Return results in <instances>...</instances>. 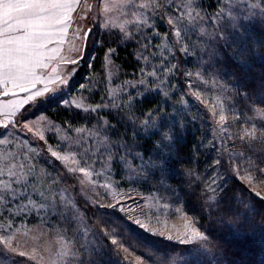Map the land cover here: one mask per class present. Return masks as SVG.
I'll list each match as a JSON object with an SVG mask.
<instances>
[{
  "label": "rangeland",
  "instance_id": "rangeland-1",
  "mask_svg": "<svg viewBox=\"0 0 264 264\" xmlns=\"http://www.w3.org/2000/svg\"><path fill=\"white\" fill-rule=\"evenodd\" d=\"M259 2L260 0H247L248 4ZM128 4L129 0H79L75 10L70 14L72 23L63 37V44L59 45L60 52L53 61L57 72L65 78L67 83L62 88L59 84L49 85V87L60 90L49 98V94L37 98L28 107V110L24 112V119L28 122V127L31 128L30 132L27 128L24 129L27 141L25 142L23 136L7 138L6 142L0 145V157L8 152H13L24 154L31 160L35 153H39L37 159L31 162L39 167L41 174L67 175L68 181L60 184V189H66L67 192L60 199L73 203L74 209L80 217L77 227L81 230H83L82 225L84 224L90 227L104 224L105 218L114 213V215L139 227L143 225L141 228L153 235L164 238L170 236L171 240L179 242L180 238H186L190 229L197 225L176 201L175 194L170 193L166 181L154 179L148 183L147 177L148 172H153L155 175L156 170L163 166L157 157L160 152H163L166 158L167 151L164 148L159 151L156 149L153 151L155 159L150 158L151 156H142L143 153L138 145L128 143V141L124 142V140L115 141V136L111 133V129L113 131L114 127L107 120L112 117L115 122H120L121 118L127 119L129 123L131 120L133 122V117H128L127 113L134 98H138L140 94L154 92L157 88L165 93L174 78L173 71L157 72L152 83H148L147 77L142 76L140 71L139 75L121 81L120 79L123 78H118L119 67L112 57L106 58L107 50L100 64L102 72L93 70V64L97 63L98 47L102 44L103 36L113 35L112 33L116 36L122 33L129 36L135 35L140 29L133 26L134 22L147 18L148 24L144 25L143 31L151 35L149 25L154 24V30H158L161 35L153 40V44L158 47H153L144 53L149 59L142 60V67L145 72H151L154 67L160 66L159 60L166 57L168 60L166 67L171 69L174 64L173 50L177 46L175 38L169 42L163 36V32L167 28V18L178 17L181 24L177 26L181 27L184 44L188 48L187 53H182L188 58L186 66L187 73L190 74L185 80L188 88L187 94L191 99L192 96H196L197 99L193 98V103L181 99L176 109L172 107V110L169 111V113L173 112V121L170 120L166 125V130L161 131L173 133V128L182 125L183 121H193L194 112H210L213 140L219 144L223 157L228 154L232 158L233 154L226 148L227 139L224 133L230 140L233 136H242L247 139L252 131L259 132V129L252 124V118L255 117L250 112L238 109V113L235 114L228 111V99L224 100L223 95L219 92L221 89L219 81L222 74L218 73L220 68L217 67V70L214 68V64L217 59L223 56L220 45L234 44V49H237L235 44L243 38L247 45V41L254 38L255 30L259 26L264 27V14L249 15L243 11L244 5L241 0H220L215 5L218 10L212 15H207L204 12L205 8L201 5L202 2L199 5L198 0H137L138 5L147 6L144 9V12L148 14L147 17L139 12L136 15H130ZM161 5H167L169 11L165 12ZM218 12L223 13L222 18L216 23H212L210 18ZM233 16L236 17L235 21ZM152 17H155L154 21ZM219 28H223L224 39L216 41L212 37ZM89 29H91V33L88 40L85 41L84 33ZM242 33L244 34L242 35ZM129 42L137 47L136 41L130 40ZM258 44V42L253 44L251 54L264 53V44ZM56 46L50 45L49 47ZM141 51L142 49H137V57L140 56ZM211 53H215V55ZM153 54L157 59L152 58ZM72 60H77L78 63L73 64L70 62ZM81 63H85L81 75L83 81L82 83L72 82V77ZM164 81L167 83H163ZM141 83L143 86L139 87L138 85ZM24 95L21 93L20 97ZM20 97L6 99H19ZM112 98L116 104L121 105V108L116 109L110 103ZM0 99L5 98L0 96ZM102 99L104 103L99 111H90V109L96 108ZM64 101H70L71 106L65 104ZM76 105L80 107L77 108ZM61 107L66 111V116L70 118L78 113L82 117L90 113V117H88L91 120L90 127H86L85 124L80 127H72V124L69 123L63 125L49 116V111L54 114L57 113L56 109ZM166 111L162 109L159 115L163 116ZM220 116L224 117L223 121L220 120ZM157 118L154 115V120L150 121L147 118L140 123L142 132L139 135L141 137L159 127ZM169 118H171L170 115ZM3 119L4 117L0 116V120ZM233 121L240 123L239 128L230 126ZM77 129H81V131H77ZM132 131L131 138L135 139L136 132ZM40 136L45 139L40 140ZM244 140L239 139L240 144L237 147L242 145ZM132 142L135 141L132 140ZM9 144L12 147H8ZM32 149H35V153ZM49 149L57 151L60 156L67 159L57 161L51 156ZM85 150H90L89 155L92 156L94 163L85 164L87 160V157L83 155ZM137 153L140 155L138 156ZM81 167H85L88 175L79 171ZM238 167L240 170L238 173L236 172L238 177L250 186L255 195L258 193L257 196L264 197V180H260L257 176L244 174L242 165ZM73 168L76 169L74 173L64 171ZM219 177V175L210 177L209 184L212 188L218 189ZM76 188H79L80 191H75ZM76 196L81 197L85 202L94 204L100 202L105 205L100 208L101 213L92 223H89L85 217L81 205L76 201ZM117 201L125 206L124 212L107 207L108 204ZM43 215V213H32L27 216L18 214L15 218H9L8 215L0 211V241L3 242L0 243V264H67L66 254H70V249L76 243L77 229L70 228L67 223L61 226L60 222L54 218H49V221L46 222L41 219ZM98 228L105 232L109 229L104 225ZM99 239L103 243V239L100 237ZM201 243L204 242L187 244L195 247H192L191 257L183 260V264H217L211 250L205 253L199 248ZM110 248L111 246H105L102 249L103 257L107 256ZM124 248H128V251L125 252ZM119 252L120 259L130 262V264H140L145 259L152 261L151 257L138 254L137 250L124 243L123 247L119 248ZM117 261L121 264L118 258ZM157 264H159L158 261Z\"/></svg>",
  "mask_w": 264,
  "mask_h": 264
},
{
  "label": "trees",
  "instance_id": "trees-1",
  "mask_svg": "<svg viewBox=\"0 0 264 264\" xmlns=\"http://www.w3.org/2000/svg\"><path fill=\"white\" fill-rule=\"evenodd\" d=\"M198 1L199 5L202 2L201 5L205 8L204 12L207 15H212L218 10L215 5L220 0ZM255 31L254 38L248 40L247 45L244 43V38L235 44L237 49H234V44L220 45L223 56L220 59H215L214 68H220L217 70L222 74L219 81V85H221L219 92L223 95L224 100L228 99V111L235 114L238 113V109L250 112L255 117L252 118V124L260 130L264 128V89H261V86L264 85V53L259 52L258 55H253L251 52L253 44L256 42L259 43L258 45L264 44V27L259 26ZM112 34L103 36L102 44L98 47L96 54L97 63L93 64V70L102 72L101 60L105 51L111 47L116 49L112 58L119 67L118 78L122 77L123 79L120 80L124 81L139 75L142 60L138 61L137 59L138 48L129 41L121 44L118 36ZM173 53V63L178 65V70L172 72L174 78L169 87L166 86L165 93L154 91L140 94L138 98H134L127 113L128 117H133V122L131 120L129 123L125 118H121L120 122H115L112 117L107 118L108 123L114 127L113 131L110 129L115 136V141L124 140V142L128 141V143L138 145L143 153L142 156L154 158L153 151L158 149L159 145L156 144L160 143L159 133L161 130H166V125L170 120L173 121V112L169 113L171 108L176 109L181 99L190 102L193 98L197 99L196 96H192L191 99L187 94L188 88L185 82L187 78L183 73H187L186 61L188 58L178 52L177 48L173 50ZM84 65L85 63H81L72 77V82L82 83L81 75ZM245 90L249 93L247 100L244 99ZM249 107L254 111H249ZM157 108L159 111H156ZM162 109L167 111L163 116H160ZM56 110L55 115L50 111L48 114L63 125L64 123L72 124V127H80L84 124L86 127H90L91 125V120L88 118L90 113L84 117L78 113L70 118L66 116L67 113L62 110V107ZM150 112H154L150 121L154 120V115H156L159 127L141 137L139 133L142 132V127L139 125L148 118ZM194 115L193 121H183L182 125L173 128L174 143L170 149L164 147L167 151V163L166 165L162 164L163 166L156 170L155 175L153 172L147 173L148 183L154 179H163L167 182V188L171 194H175L176 201L194 219L199 230L209 236L208 248L217 264H264V225L257 223V219L264 216V200L255 195L251 189L249 190L247 183L237 175L240 171L238 166L242 165L244 174L256 176L255 172L248 171L251 160H256L261 167H264V163H261L264 162V145L251 139L253 134L260 135L261 133L252 131L250 137L248 135V138L239 147H237L240 144L239 139L233 136L230 140L224 133L227 139L226 148L233 156L231 158L227 154L223 157L219 144L213 140L210 112L197 111L194 112ZM230 124L232 128H239L238 125H240L236 121ZM132 130L136 132L135 139L131 138ZM154 132L157 135H153ZM233 134L235 135V132ZM246 157L250 159H245ZM238 161L242 164H238ZM119 167L121 168V165ZM213 175L220 176L217 181L219 187L215 194L209 184L210 177ZM220 187L223 188L222 192L219 191ZM206 193L210 199L205 198ZM240 196L251 204L250 209L240 203L238 199ZM76 199L89 223L94 220L93 216L98 218L97 216L101 213L100 208L90 206L89 202H85L81 197L76 196ZM103 225L108 228L113 227L119 234L117 238L122 240L125 245H130V248L137 250L138 254L152 259L155 256L158 262L159 257L167 259L179 255H183L184 260H187L193 253L192 247H195L153 235L130 221L114 215V213L105 218L104 224L96 227H103ZM100 238L104 240L102 236ZM117 258L122 264L120 257L110 248L107 256L103 257V264H120Z\"/></svg>",
  "mask_w": 264,
  "mask_h": 264
},
{
  "label": "snow or ice",
  "instance_id": "snow-or-ice-1",
  "mask_svg": "<svg viewBox=\"0 0 264 264\" xmlns=\"http://www.w3.org/2000/svg\"><path fill=\"white\" fill-rule=\"evenodd\" d=\"M79 0H0V96L5 99H0V116L4 119L0 120V145H3L9 137L23 136L25 142L27 136L24 134V129L30 132L31 128L28 127V122L24 119V112L28 107L37 100V98H48L53 96L56 91L60 89L49 87V85L59 84L61 88L67 83L65 78L57 72L56 66L53 61L56 55L60 52L59 45L63 44V37L65 36L69 25L72 23L71 13ZM244 8L249 15L257 13L264 14V0H260L257 4H248L247 0H241ZM147 6L144 4H137V0H129L128 9L130 15H136L139 12L141 15L147 17L144 9ZM165 12L169 11L167 5H161ZM239 11V10H238ZM161 18H163L162 14ZM223 16L222 12H218L215 16L211 17L212 23H216ZM153 21L155 17H152ZM236 17L233 16L235 21ZM148 24V19L143 21L134 22L135 27L140 30L135 35L129 36L127 34L118 35V39L122 43H127L130 40L136 41L137 48L142 49L141 54L137 57L139 60L147 61L149 58L144 53L150 51L153 47L158 45L153 44V40L160 37V32L154 30V24L149 25L148 35L143 31L144 25ZM181 24L178 17L167 18V28L163 32V36L167 41H172L175 38L177 51L187 53L188 48L184 44L182 37V29L177 25ZM91 33V29L84 33V40L87 41ZM216 41L224 39L223 28H219L215 35L212 37ZM50 45H57L56 47H49ZM116 49L109 47L106 52V58H111L115 55ZM207 54V53H206ZM215 55V53H211ZM153 59H157L153 54ZM63 59V58H61ZM75 64L77 60L70 61ZM168 63L167 58L159 60L160 66L153 68L151 72H145L141 67L140 74L147 77L148 83H152L153 78L156 77L157 72L176 71L178 65H172L171 69L166 67ZM149 66H151L149 64ZM186 77L189 73H183ZM163 83H167L164 81ZM42 86V87H38ZM142 87V83L138 85ZM264 89V85L261 86ZM160 91L159 88L156 89ZM25 94L20 97V94ZM248 91L244 92V99H248ZM8 97H20L19 99H6ZM65 104L71 106L70 101H64ZM104 101L101 100L96 108L90 111H99ZM110 103L116 109L121 108L120 104H116L114 98L110 99ZM79 108V105H76ZM89 111V110H86ZM159 111V108L156 109ZM249 111H254L249 107ZM154 112L149 113L148 119L151 120ZM19 116V119H17ZM11 117V119H9ZM223 121L224 117L220 116ZM163 128V125H161ZM81 131V129H77ZM260 135L253 134L251 139L260 142L264 145V128H261ZM157 135V133H153ZM247 136V133L245 134ZM237 139L244 140L245 137L238 136ZM40 140L45 137L40 136ZM160 144L157 151L164 147L169 149L174 143V136L171 132L159 133ZM83 146V145H82ZM8 147H12L11 144ZM251 147V145H250ZM51 156L57 161L66 160L57 151L51 150ZM35 153V149H32ZM90 150H85L83 153L87 157L86 165L94 163L92 156L89 155ZM107 151V148H105ZM39 153H35L31 157L24 154H17L8 152L0 157V211L4 212L9 218H15L18 214L30 215L32 213H43L41 219L46 222L49 218H54L60 222L61 226L64 223L69 224L70 228L77 229L76 243L70 249V254H66L67 264H103V251L105 246H111V250L120 257L119 248L123 247V242L118 241L115 237L119 234L110 227L106 232L96 226L82 225L83 230L77 227V221L80 217L77 215L72 202H65L60 197L67 192L66 189H60L61 182H67L69 177L67 175L59 176L52 173L41 174L39 167L32 163L38 157ZM139 156L140 154L137 153ZM111 158V156H110ZM161 164L166 165L167 160L160 152L157 157ZM245 159H250L246 157ZM219 163V161H217ZM264 163V162H261ZM66 173H74L76 169H66ZM79 171L88 175L85 167L79 168ZM248 171H253L260 180H264V167H261L256 160H251L248 165ZM215 184V181L213 182ZM55 186V187H53ZM250 190V186H249ZM75 191L79 192L80 189L76 188ZM219 191H223L220 187ZM213 194L217 192V188L213 187ZM256 195H259L258 193ZM55 197V198H52ZM206 199H210L206 193ZM240 203L247 208H251V204L244 199L238 197ZM264 200V197H261ZM90 206L103 208L100 202ZM107 207L115 209L119 212L125 211V206L117 201L110 203ZM95 220L96 217L93 216ZM257 223L264 225V216L257 219ZM49 226L51 224L49 223ZM143 227V225H141ZM103 237V243L100 242L99 237ZM172 237H168L171 239ZM209 236L200 231L197 227H192L190 233L186 234V238H180L181 244H190L194 242L203 241L199 244V248L205 253H208ZM0 243H3L0 241ZM130 247V245H129ZM127 252L128 248H124ZM185 257L183 255L168 257L167 259L159 257V264H183ZM122 261V260H121ZM157 264V257L153 256L152 261L142 260L140 264ZM122 264H130L128 261H122Z\"/></svg>",
  "mask_w": 264,
  "mask_h": 264
},
{
  "label": "water",
  "instance_id": "water-1",
  "mask_svg": "<svg viewBox=\"0 0 264 264\" xmlns=\"http://www.w3.org/2000/svg\"><path fill=\"white\" fill-rule=\"evenodd\" d=\"M2 97V96H1Z\"/></svg>",
  "mask_w": 264,
  "mask_h": 264
}]
</instances>
